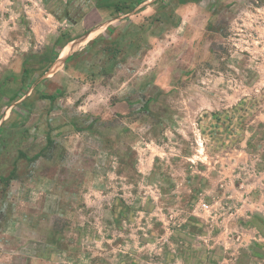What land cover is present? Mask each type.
<instances>
[{"label": "rangeland", "instance_id": "374dc122", "mask_svg": "<svg viewBox=\"0 0 264 264\" xmlns=\"http://www.w3.org/2000/svg\"><path fill=\"white\" fill-rule=\"evenodd\" d=\"M96 23L40 76L61 31ZM0 82L19 96L0 106V258L216 264V237L234 248L264 170V0H0Z\"/></svg>", "mask_w": 264, "mask_h": 264}, {"label": "crops", "instance_id": "0c3cea01", "mask_svg": "<svg viewBox=\"0 0 264 264\" xmlns=\"http://www.w3.org/2000/svg\"><path fill=\"white\" fill-rule=\"evenodd\" d=\"M91 32V31H90ZM89 33V32H88ZM88 33L82 35L86 36ZM79 37L78 39H80ZM264 170L259 173L255 181L249 184L244 190V204L241 206L242 213L239 215L240 222L232 221L230 223V232L236 231L241 234L238 236L241 239H235L236 235L228 236L231 241L230 246L234 247L229 249L224 247L223 244L226 239L216 237L220 239L218 243H215L206 248V254L204 262H207V258H215L216 264H225V262L236 261L237 258H241L242 247L249 250L247 257L245 258L246 264H264ZM260 176V177H259ZM231 248V247H230ZM220 250V253L217 252ZM233 250V252H232ZM237 250L236 257L232 258L231 255ZM218 253V254H217ZM9 259V260H8ZM217 261V262H216ZM1 264H12L11 259L6 255L1 256Z\"/></svg>", "mask_w": 264, "mask_h": 264}, {"label": "trees", "instance_id": "16d2710c", "mask_svg": "<svg viewBox=\"0 0 264 264\" xmlns=\"http://www.w3.org/2000/svg\"><path fill=\"white\" fill-rule=\"evenodd\" d=\"M137 4V2L135 3ZM114 12L116 15H121L123 13H126L131 10V5L125 1H118L114 4ZM98 8H102L103 5L100 4L97 6ZM98 25V23L86 28L82 32L76 34V35H69L66 31H61L60 34L55 39L53 46L46 50V57L45 61H43V64L41 66V74H44L56 61V59L59 57L61 49L66 46V44L70 41H72L75 38L81 37L83 34H86L90 32L93 28H95ZM35 69L33 67H28L27 65H24L23 72L21 74L20 81L22 82V86L20 87L25 89L29 86L30 83H32L36 79V73H33ZM7 83L0 82V106L1 104L8 105L10 102L14 101L15 99H19L18 91L14 93L13 95H9L7 93V89H5V86ZM21 89V90H23ZM46 98L53 99L56 95H43ZM22 105V104H21ZM3 117V112L0 111V119ZM261 131L262 137L264 138V123L261 124ZM255 138V135L252 136V138L248 141V144L251 146L253 143V139Z\"/></svg>", "mask_w": 264, "mask_h": 264}, {"label": "bare ground", "instance_id": "6f19581e", "mask_svg": "<svg viewBox=\"0 0 264 264\" xmlns=\"http://www.w3.org/2000/svg\"><path fill=\"white\" fill-rule=\"evenodd\" d=\"M90 34V33H89ZM87 36V35H86ZM69 47L66 49V51H65V53H64V55H66V53H68L69 52Z\"/></svg>", "mask_w": 264, "mask_h": 264}, {"label": "built area", "instance_id": "2783aa9c", "mask_svg": "<svg viewBox=\"0 0 264 264\" xmlns=\"http://www.w3.org/2000/svg\"><path fill=\"white\" fill-rule=\"evenodd\" d=\"M203 207H208V204H207V203H204V204H203Z\"/></svg>", "mask_w": 264, "mask_h": 264}, {"label": "water", "instance_id": "95a60500", "mask_svg": "<svg viewBox=\"0 0 264 264\" xmlns=\"http://www.w3.org/2000/svg\"><path fill=\"white\" fill-rule=\"evenodd\" d=\"M89 33H91V32H89ZM89 33H88V34H89ZM81 38H83V37H81ZM84 38H86V37H84ZM84 38H83V39H84ZM79 40H80V39H79Z\"/></svg>", "mask_w": 264, "mask_h": 264}]
</instances>
